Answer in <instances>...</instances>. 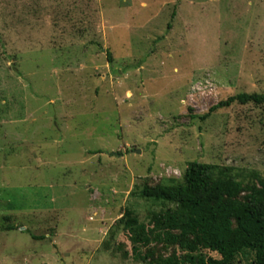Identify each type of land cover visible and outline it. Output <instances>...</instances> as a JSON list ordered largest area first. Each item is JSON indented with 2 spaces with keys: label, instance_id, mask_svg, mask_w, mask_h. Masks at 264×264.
I'll list each match as a JSON object with an SVG mask.
<instances>
[{
  "label": "rangeland",
  "instance_id": "rangeland-1",
  "mask_svg": "<svg viewBox=\"0 0 264 264\" xmlns=\"http://www.w3.org/2000/svg\"><path fill=\"white\" fill-rule=\"evenodd\" d=\"M240 93L264 94V0H0V264H147L119 223L169 206L146 179L264 175V103L202 119Z\"/></svg>",
  "mask_w": 264,
  "mask_h": 264
},
{
  "label": "trees",
  "instance_id": "trees-1",
  "mask_svg": "<svg viewBox=\"0 0 264 264\" xmlns=\"http://www.w3.org/2000/svg\"><path fill=\"white\" fill-rule=\"evenodd\" d=\"M236 101L260 105L264 94L231 96L212 107L202 119ZM140 194L169 205L155 211L149 224L131 208L119 220L130 234L135 256L145 263L238 264V259L244 257L248 264H264V175L245 182L230 167L194 160L187 164L181 178L159 183L146 179ZM15 228L9 225L8 229ZM156 244L184 253L179 255L175 250L168 257L156 255L150 249ZM143 247H149L145 254ZM207 251L218 257L208 256Z\"/></svg>",
  "mask_w": 264,
  "mask_h": 264
}]
</instances>
